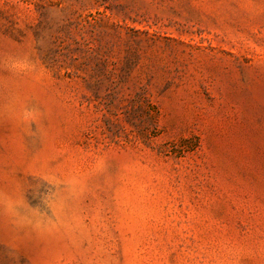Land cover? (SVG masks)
<instances>
[{
    "label": "rangeland",
    "instance_id": "rangeland-1",
    "mask_svg": "<svg viewBox=\"0 0 264 264\" xmlns=\"http://www.w3.org/2000/svg\"><path fill=\"white\" fill-rule=\"evenodd\" d=\"M0 264H264V0H0Z\"/></svg>",
    "mask_w": 264,
    "mask_h": 264
}]
</instances>
